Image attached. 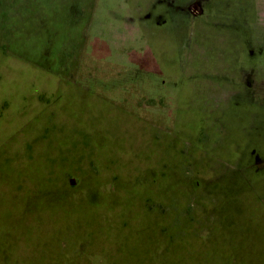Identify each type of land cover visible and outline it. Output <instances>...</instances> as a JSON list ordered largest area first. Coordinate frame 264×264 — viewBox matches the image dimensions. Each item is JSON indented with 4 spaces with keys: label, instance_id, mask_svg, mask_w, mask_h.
I'll return each mask as SVG.
<instances>
[{
    "label": "rangeland",
    "instance_id": "rangeland-1",
    "mask_svg": "<svg viewBox=\"0 0 264 264\" xmlns=\"http://www.w3.org/2000/svg\"><path fill=\"white\" fill-rule=\"evenodd\" d=\"M252 259L264 0H0V264Z\"/></svg>",
    "mask_w": 264,
    "mask_h": 264
},
{
    "label": "trees",
    "instance_id": "trees-1",
    "mask_svg": "<svg viewBox=\"0 0 264 264\" xmlns=\"http://www.w3.org/2000/svg\"><path fill=\"white\" fill-rule=\"evenodd\" d=\"M43 207V204L41 203V208ZM250 260V259H249ZM249 260H246V261H243V264H251V263H249L250 261ZM41 260H28V261H18L17 263L18 264H24V263H27V264H39V262H40ZM251 261H264V260H257V259H252Z\"/></svg>",
    "mask_w": 264,
    "mask_h": 264
},
{
    "label": "flooded vegetation",
    "instance_id": "flooded-vegetation-1",
    "mask_svg": "<svg viewBox=\"0 0 264 264\" xmlns=\"http://www.w3.org/2000/svg\"><path fill=\"white\" fill-rule=\"evenodd\" d=\"M203 9V8H202ZM200 10V9H199ZM199 10H198V12H199Z\"/></svg>",
    "mask_w": 264,
    "mask_h": 264
}]
</instances>
